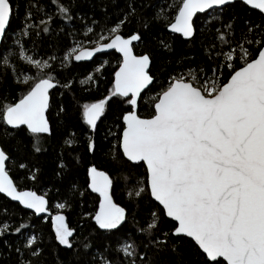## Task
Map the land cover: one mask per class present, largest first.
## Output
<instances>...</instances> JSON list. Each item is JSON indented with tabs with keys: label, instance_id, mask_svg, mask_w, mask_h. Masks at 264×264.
Returning a JSON list of instances; mask_svg holds the SVG:
<instances>
[{
	"label": "snow or ice",
	"instance_id": "snow-or-ice-1",
	"mask_svg": "<svg viewBox=\"0 0 264 264\" xmlns=\"http://www.w3.org/2000/svg\"><path fill=\"white\" fill-rule=\"evenodd\" d=\"M0 49V194L50 219L54 264H264V0H0ZM105 50L111 87L82 101L69 65ZM13 170L54 182V214ZM45 243L0 204V264H42Z\"/></svg>",
	"mask_w": 264,
	"mask_h": 264
},
{
	"label": "trees",
	"instance_id": "trees-1",
	"mask_svg": "<svg viewBox=\"0 0 264 264\" xmlns=\"http://www.w3.org/2000/svg\"><path fill=\"white\" fill-rule=\"evenodd\" d=\"M97 17H99L100 13L99 10H95ZM109 11H112V8H109ZM257 11V10H256ZM258 12V11H257ZM199 15V14H198ZM248 15L252 17L253 20L258 21L259 16L258 15H253L252 12H249ZM15 24V21H13ZM138 26L133 23L130 25H127L124 28V33L128 34L131 33L132 31L136 30ZM101 31L100 28H95V32L99 33ZM88 41L90 43H85L84 38L82 36H77L75 37V41L78 43H81L84 45V47H92L96 44L97 42V36L94 34H89L88 36ZM64 45L67 47H72L74 46L73 44V38L68 37L67 39L63 40ZM30 47V46H29ZM152 45L150 44H141V43H135V51L137 54H140L143 51H151L152 50ZM67 48L65 49V51ZM3 49H0V52H2ZM58 56H63L64 52H57ZM119 55L116 54L114 51H109L105 53H100L93 57L90 61H81V62H76L72 61V63L69 65V68L71 69V76L74 77L75 83L72 86V92H75L77 98H80L82 101L83 100H95L102 98L103 96L107 95V89L111 87V80H112V73L114 71L115 65H116V60L118 59ZM39 58V57H38ZM109 61L108 64L105 65V68L102 70V74L97 73L96 75L99 76V83L97 84H92L90 87L87 85L81 86L78 81L81 79H84L89 72H92L93 69L103 61ZM22 64L26 65V62H21ZM159 66V65H157ZM59 70V68H58ZM156 70V67L153 68V71ZM15 75V73H13ZM87 89V90H86ZM18 95V93H14ZM71 92H69L67 95L71 96ZM57 98H58V92H57ZM119 111L118 105L115 101L111 102L109 105V109L106 113L107 119L104 120V124L111 126L112 121L114 120V114ZM143 111V109H142ZM103 119V118H102ZM103 127V125H101ZM76 131L79 133L81 131V128H77ZM112 131H116L115 128L112 129ZM103 134V133H101ZM105 148H107V145L105 144ZM45 158L41 157V160L43 161ZM103 159L105 161L103 167L107 168L109 166L108 162L111 160V156L107 153L104 154ZM10 175H12L13 179L19 183V187L21 189L24 188H32L38 192V194H44L45 192H48V196L50 198V204L53 206L52 207V212H55L54 205L58 202H63L61 198L54 197L53 193L55 192V188L53 187V181L51 180H45L43 181V186L41 184H33L30 181H25L23 183L19 182V177L24 175L23 171H16L13 170L10 172ZM121 184H123V181H121ZM116 201L118 203H125L127 200L126 194L121 195L119 189L117 190V195L115 197ZM0 204H7L9 209L11 210L12 214L16 218H23L24 223H29L31 221V225L33 226L34 230H38L39 233L43 234V238L45 240V248H44V253L40 257V260L42 264H54L55 260V244L52 241V237L54 236V231L51 227V221L50 219L44 220V219H36L32 216V212L22 208L19 204L10 201L7 199L4 195L0 194ZM94 204H98V196L94 193H91L87 197V206L88 210H92V206ZM80 209H72V210H66L65 215L67 218V221L69 223L70 227L77 228L79 233H82L83 235H87L88 228L84 227V224L86 221H83L80 215ZM94 225V222H93ZM93 225H89V228L92 227ZM134 225H129V227H133ZM103 231V230H101ZM16 237H11V239H15ZM79 239H82L83 236H79ZM61 256L63 257H70L71 253L66 252L63 250L61 247Z\"/></svg>",
	"mask_w": 264,
	"mask_h": 264
},
{
	"label": "water",
	"instance_id": "water-1",
	"mask_svg": "<svg viewBox=\"0 0 264 264\" xmlns=\"http://www.w3.org/2000/svg\"><path fill=\"white\" fill-rule=\"evenodd\" d=\"M258 11V10H257ZM135 43H137V42H134V44ZM109 51H114L115 52V50H105L104 52H102V53H105V52H109ZM116 53V52H115ZM98 54H100V53H96V54H94V56L93 57H95L96 55H98ZM116 54H118V53H116ZM119 55V54H118ZM93 57L91 58V59H93ZM90 59V60H91ZM90 60H88V59H86V60H84V61H90ZM77 62V61H76ZM79 62H81V61H79ZM2 195H4V194H2ZM97 196H98V194H96ZM5 196V195H4ZM7 199H9L10 200V198H7ZM11 201V200H10ZM12 202H15V201H12ZM15 203H17V204H19L18 202H15ZM22 208H24L22 205H20ZM25 209V208H24ZM26 210H28V211H30V212H32V210H29V209H26ZM53 214L55 213V212H52ZM44 215H47V214H41V216H44Z\"/></svg>",
	"mask_w": 264,
	"mask_h": 264
}]
</instances>
